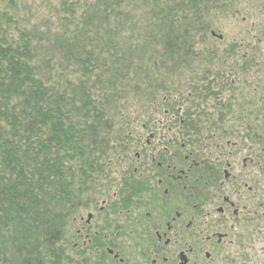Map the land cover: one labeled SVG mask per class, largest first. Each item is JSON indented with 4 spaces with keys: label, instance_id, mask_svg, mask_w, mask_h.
Instances as JSON below:
<instances>
[{
    "label": "trees",
    "instance_id": "trees-1",
    "mask_svg": "<svg viewBox=\"0 0 264 264\" xmlns=\"http://www.w3.org/2000/svg\"><path fill=\"white\" fill-rule=\"evenodd\" d=\"M233 2L0 0V264H73L78 189L147 119L180 114L176 76L216 46L212 18Z\"/></svg>",
    "mask_w": 264,
    "mask_h": 264
},
{
    "label": "flooded vegetation",
    "instance_id": "flooded-vegetation-1",
    "mask_svg": "<svg viewBox=\"0 0 264 264\" xmlns=\"http://www.w3.org/2000/svg\"><path fill=\"white\" fill-rule=\"evenodd\" d=\"M242 53L197 82L189 109L147 119L134 150L78 189L64 231L73 264H264V57L248 61L243 43ZM235 68L239 82L257 74L240 98Z\"/></svg>",
    "mask_w": 264,
    "mask_h": 264
},
{
    "label": "rangeland",
    "instance_id": "rangeland-1",
    "mask_svg": "<svg viewBox=\"0 0 264 264\" xmlns=\"http://www.w3.org/2000/svg\"><path fill=\"white\" fill-rule=\"evenodd\" d=\"M233 3L234 4H232V6H227L223 9L220 8V10L212 18V20H214L215 27L211 29V36L213 37V40H215L213 42H216V46H213V44L210 47L208 45L206 46L205 44L197 45L195 50L202 49V54L192 58L191 67L185 65L184 69L186 72H178L179 74H177L176 77H178L179 84L177 86H180L182 89L181 91L183 96L182 94L181 96L177 95L174 99H177L178 101L180 100L181 107L189 109L191 106V102L188 101V94L192 92V90L188 88L187 84L189 79L194 76L195 78H198V81H202L200 80L202 77L201 71L195 72L193 74L188 73L192 68H197L198 70L199 68L202 69L209 66V69L211 71L215 70L214 74H216V70L224 65H230L233 67L243 64L241 60L243 53L239 54L241 43L245 45V52L247 51L250 53L251 57H249L248 54V57L246 58H249L248 61H250V59H254L256 54H262V57H264V27L262 26V22L264 21V13L261 11V6L264 5V1L235 0ZM255 23H258L261 27H258L257 25L254 26ZM258 31H261V43L257 42L254 37V34ZM220 36L222 39H219ZM256 42L257 44H255ZM204 48L206 49L203 52ZM210 60L212 61L211 63L207 62ZM249 69L251 70L249 73H247L248 79H243L239 82V76L242 75L238 73V68H235L234 73L236 74L231 78V81L236 80L235 85H233V90L231 89L233 96L240 98V95L242 96L241 93L247 91L252 92L257 85L254 84L255 82H252L249 79V77H256L257 74L255 73V68ZM181 81L182 84L180 85ZM197 82H195V84H197ZM238 100H243V98ZM141 113L143 112L141 111ZM141 119L143 120L144 117H137L134 121L139 124ZM137 130L138 132L143 131V133L147 134L145 130H142L141 126H139ZM131 145H133V143H131Z\"/></svg>",
    "mask_w": 264,
    "mask_h": 264
}]
</instances>
